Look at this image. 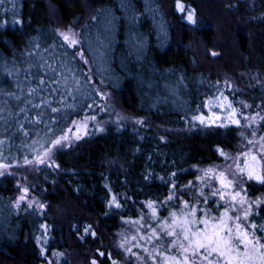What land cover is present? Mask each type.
<instances>
[{
	"label": "trees",
	"instance_id": "16d2710c",
	"mask_svg": "<svg viewBox=\"0 0 264 264\" xmlns=\"http://www.w3.org/2000/svg\"><path fill=\"white\" fill-rule=\"evenodd\" d=\"M125 2L124 8L121 0H4L0 5V90L15 91L14 77L5 69L15 65L23 80L30 52L47 58L72 51L49 48L53 41L64 43L56 29L73 27L81 32L88 28L95 34L92 16H100L103 10L116 18L108 50L110 71L105 72V90L110 93L107 112L78 108L59 125L67 132L73 128L71 120L95 115L104 131L88 120L87 134L56 153L59 169L41 165L39 172L24 171L12 161L15 176L0 178V264H46L37 242L44 235L41 224L48 225L47 259L57 264H89L97 249L120 259L118 234L127 229L119 217L135 219L147 200L162 198L167 188L159 177L167 180V173L177 171L179 183H187L198 174L194 165L223 163L217 145L231 153L241 143L236 126L197 121L191 127V116L204 113L206 101L221 91L238 109L240 101L253 106L264 102V83H257V79L264 81V0H180L196 10L197 25L184 18L177 0ZM16 18L23 19L22 26L13 23ZM33 43H39L40 49H33ZM95 79L99 82L100 76ZM226 79L234 87L225 86ZM4 100L0 91V104ZM117 114L124 120L118 121ZM19 119L23 122V115ZM138 119L145 123H136ZM10 123L11 127L0 122V137L11 138L3 146L8 162L29 152L24 144L33 138L43 142L44 136L43 126L31 128L32 136L25 137L14 121ZM18 182L32 186L30 198L46 207L16 210L11 201L20 194ZM113 194L124 208L106 216ZM249 195H264V187L252 184ZM161 215L167 212L161 209ZM86 225L93 226L96 237L80 239ZM52 251L65 255L57 259ZM102 264L110 262L104 259Z\"/></svg>",
	"mask_w": 264,
	"mask_h": 264
},
{
	"label": "snow or ice",
	"instance_id": "6c2138e0",
	"mask_svg": "<svg viewBox=\"0 0 264 264\" xmlns=\"http://www.w3.org/2000/svg\"><path fill=\"white\" fill-rule=\"evenodd\" d=\"M3 3L4 0H0V5ZM120 6H127L125 0H121ZM176 6L186 13L184 18L190 24H198L195 9L182 5L180 0H177ZM90 19L96 22L95 34L88 28L81 32L73 27L55 30L64 43L53 41L49 48L67 47L72 49L71 52L63 50L59 55L49 54L47 58L39 52L33 57L30 52L27 68L23 69L26 73L23 80L19 78L21 69L15 65L12 69H5L8 76L14 77L15 91L0 90L5 97L3 104H0V122L11 127L10 122L14 121L17 130L25 137L32 136L31 128L41 129L43 126L44 136L43 142L33 138L30 144H24L23 147L29 152L20 154L18 158L12 157L8 163L4 162L9 157L3 151L6 140L0 139V177L15 176L11 171L12 161H15L17 168L23 167L24 171L39 172L41 165L59 169V163L54 162L56 153L71 146L68 133L73 130L70 127L66 132L59 128L61 121L78 108L107 112L110 93L105 90V72L110 71L108 50L116 18L111 14L104 15L101 10L100 16L94 15ZM131 19L133 23L136 20L134 16ZM13 23L22 26L24 21L16 18ZM137 46L142 48L139 42ZM32 47L40 49L41 45L33 43ZM49 48H45L44 53H48ZM98 75L99 82L95 79ZM257 83L264 81L257 79ZM220 85L221 81L215 82L218 91ZM224 85L234 87L227 79ZM220 96L227 101L226 105L218 104L227 112L226 123L216 112H212L210 117H205L203 113L192 115L189 123L191 127H196L194 122L197 121L200 125L208 126L220 121L222 127L236 126L240 130L241 140L237 150L230 153L217 145L216 152L223 163L207 167L194 165L198 174H194V178L187 183H179L177 171L167 173V180L164 176L159 177L167 188L163 197L147 200L142 206L141 215L135 219L123 215L119 217L127 229L118 234L120 259L114 258L112 252L97 249L89 264H102L104 259L110 264H264V195H249L252 184L264 187V102L253 106L240 101L241 108L238 109L222 91ZM87 100L92 102L87 103ZM253 107L259 111L244 113L243 109L251 110ZM21 115L23 122L19 119ZM117 116L118 121L124 120V117ZM87 120L96 121V116L85 117L81 125H77L75 119L70 121L77 133L76 140L81 139L80 127L87 134ZM136 123L144 124L145 121L138 119ZM100 124V121H96L93 126L102 132L104 128ZM36 135H39V131ZM160 139L164 140L165 137L161 136ZM148 178L144 177L146 180ZM21 179L26 180L27 177ZM17 191L20 194L11 201L16 210L40 211L46 207L34 196L30 198L32 186L18 182ZM106 207L108 211L104 215L107 216L116 214L124 208V204L113 194ZM143 208L149 211L143 212ZM161 209L167 215H161ZM40 228L44 230V235L37 237V242L41 244L40 254L45 256L46 264H57L55 259L49 260L46 255L49 252V248L45 247L48 243V225L41 224ZM77 232H80L79 228ZM87 236H97L92 225L83 228L80 239ZM51 254L57 259L65 255L57 251Z\"/></svg>",
	"mask_w": 264,
	"mask_h": 264
},
{
	"label": "rangeland",
	"instance_id": "374dc122",
	"mask_svg": "<svg viewBox=\"0 0 264 264\" xmlns=\"http://www.w3.org/2000/svg\"><path fill=\"white\" fill-rule=\"evenodd\" d=\"M186 14V13H185ZM66 28L64 27V30H65ZM215 97H217L218 99H213V98H211V99H209L208 101H206V103L205 104H207L208 106L206 107L205 105H204V116L205 117H210L211 116V113L212 112H216L217 113V115H219V116H221V118H222V121H224L225 123H226V120H225V117H226V115H227V112L225 111V109H221V108H219L218 107V104L219 103H224L225 105L227 104V101H224L223 100V98L220 96V93H218ZM209 108H211V111H209ZM83 122H85V120H81V121H78L77 122V125H81ZM88 120H87V127H88ZM221 124V122L220 121H218L216 124H214V125H220ZM73 130H72V132H69L68 133V135L70 136V138H71V141H70V143H73V142H76L77 140L75 139V135L77 134L76 133V131H75V127L73 126V128H72ZM86 131H87V129H86ZM79 135L81 136V138L85 135V129L83 128V127H80V132H79ZM0 139H5V140H7V138L6 137H3V136H1L0 137ZM39 140V139H38ZM32 142V141H31ZM30 142V143H31ZM7 143V142H6ZM6 145V144H5ZM9 160V159H8ZM8 160H5L4 162L5 163H7L8 162ZM15 167H13L12 168V170L11 171H13L14 172V170H16V169H14ZM17 168V167H16ZM17 171V170H16ZM1 178V177H0Z\"/></svg>",
	"mask_w": 264,
	"mask_h": 264
}]
</instances>
